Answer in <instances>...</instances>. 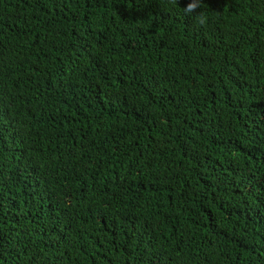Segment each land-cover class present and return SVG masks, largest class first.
I'll list each match as a JSON object with an SVG mask.
<instances>
[{"label":"trees","instance_id":"obj_1","mask_svg":"<svg viewBox=\"0 0 264 264\" xmlns=\"http://www.w3.org/2000/svg\"><path fill=\"white\" fill-rule=\"evenodd\" d=\"M189 2L0 0V264H264V0Z\"/></svg>","mask_w":264,"mask_h":264},{"label":"clouds","instance_id":"obj_2","mask_svg":"<svg viewBox=\"0 0 264 264\" xmlns=\"http://www.w3.org/2000/svg\"><path fill=\"white\" fill-rule=\"evenodd\" d=\"M200 6H201L200 0H190V2L187 4L185 8V12L192 13ZM197 19H198V23L201 25H204L207 22V17L204 14H200L197 17Z\"/></svg>","mask_w":264,"mask_h":264}]
</instances>
